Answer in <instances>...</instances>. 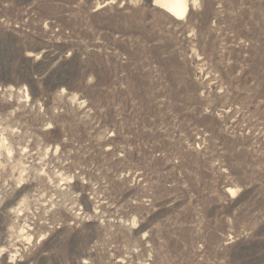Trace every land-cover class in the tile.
Returning <instances> with one entry per match:
<instances>
[{"label":"rangeland","instance_id":"obj_1","mask_svg":"<svg viewBox=\"0 0 264 264\" xmlns=\"http://www.w3.org/2000/svg\"><path fill=\"white\" fill-rule=\"evenodd\" d=\"M0 0V264H264V0Z\"/></svg>","mask_w":264,"mask_h":264},{"label":"bare ground","instance_id":"obj_2","mask_svg":"<svg viewBox=\"0 0 264 264\" xmlns=\"http://www.w3.org/2000/svg\"><path fill=\"white\" fill-rule=\"evenodd\" d=\"M165 8L177 18H182L188 11L187 0H160Z\"/></svg>","mask_w":264,"mask_h":264}]
</instances>
